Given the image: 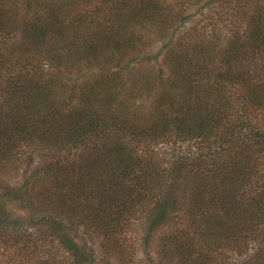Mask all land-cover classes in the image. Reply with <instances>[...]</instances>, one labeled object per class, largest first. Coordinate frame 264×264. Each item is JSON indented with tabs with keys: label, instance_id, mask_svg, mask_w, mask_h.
I'll return each instance as SVG.
<instances>
[{
	"label": "trees",
	"instance_id": "obj_1",
	"mask_svg": "<svg viewBox=\"0 0 264 264\" xmlns=\"http://www.w3.org/2000/svg\"><path fill=\"white\" fill-rule=\"evenodd\" d=\"M163 4L0 0L1 234L70 264L127 262L142 215L150 264H264V8L225 45L164 41L155 73L143 39L181 14Z\"/></svg>",
	"mask_w": 264,
	"mask_h": 264
},
{
	"label": "rangeland",
	"instance_id": "obj_2",
	"mask_svg": "<svg viewBox=\"0 0 264 264\" xmlns=\"http://www.w3.org/2000/svg\"><path fill=\"white\" fill-rule=\"evenodd\" d=\"M167 4H163V10L165 13H181L178 20H175L172 26H157L153 28L151 32H147L143 41L146 43L147 48L142 54H149L150 60L145 58L142 63H138L140 68L142 65L148 69L155 67V73H158L160 68H164V58L166 52L162 49L169 41L182 43L196 42L199 44L200 49L205 46L201 44L203 41L216 42L220 45L228 43L236 33H245L248 29L247 17L251 12L260 11L264 8V0H163ZM239 1H242L239 2ZM260 5V6H259ZM165 40L162 39L163 36ZM167 41V43H163ZM210 45V44H209ZM206 45V46H209ZM144 56V57H146ZM151 62V63H150ZM142 64V65H141ZM264 71V70H263ZM264 74V72H263ZM239 89L234 85L232 87V96L236 97ZM138 105H142L141 102ZM238 109V107H237ZM242 115V114H241ZM247 122L246 117H242ZM255 122H252L253 125ZM176 148L184 149L185 152L199 151L201 148L197 144L181 145L178 142ZM182 147V148H181ZM167 152V148L156 147V151ZM155 150V149H154ZM33 165L29 166L24 164L17 173L6 176L2 179L4 185L18 188L22 183L26 181L27 177H30V173L33 169ZM177 219V218H176ZM143 216L139 215L135 219H132L127 228L124 230V239L128 249V255H125L127 262H119L116 259L105 260L104 255H99L100 261L103 264H150L147 260V253L142 247V238L145 236L143 228ZM177 226L186 229L187 225L182 222H176ZM27 226L29 232L35 229L32 224H23ZM1 234V233H0ZM33 240L30 242L25 241V245L17 244L9 233H2L0 235V264H50L54 263L51 258L53 252L57 254L58 261L56 264H70L72 257L65 255L64 250L60 246L55 244L45 245L42 241L37 242V245L33 244ZM148 248L147 251H149ZM52 253V254H51ZM247 255L235 253L234 251L224 252L223 255H219L220 264H241ZM108 261V262H107Z\"/></svg>",
	"mask_w": 264,
	"mask_h": 264
}]
</instances>
